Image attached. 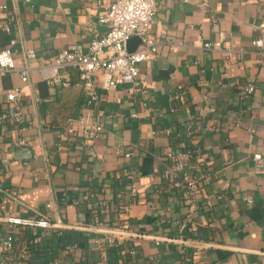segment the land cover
<instances>
[{"label": "crops", "instance_id": "crops-1", "mask_svg": "<svg viewBox=\"0 0 264 264\" xmlns=\"http://www.w3.org/2000/svg\"><path fill=\"white\" fill-rule=\"evenodd\" d=\"M113 1L0 0L6 6L0 24L13 18L9 32L0 27V51L10 48L17 68L25 51L37 55L27 84L17 71L0 73V114L12 88L21 89L22 106L21 122H0V264L18 261L23 245V264H125L128 246L140 264H264V54L251 44L264 29V0H156L150 33L170 44L139 64L134 82L98 90L93 120L103 131L85 137L77 123L83 101L78 71L68 67L61 84L49 86L42 64L102 37L107 28L99 16ZM214 42L221 48H203ZM247 84L254 92L241 101L238 88ZM69 126L77 129L72 136ZM186 144L199 150L210 173L194 199L163 177L166 153ZM256 153L261 164L253 160ZM188 172L195 176L194 161ZM87 190L108 203L98 213L100 229L122 221L115 211L122 202L130 206L126 219L134 233L167 240L115 236L117 246L109 247L110 234L6 221L44 218L94 228L97 210L89 216L79 201ZM8 235L14 248L5 253ZM66 243L76 245L73 254H64Z\"/></svg>", "mask_w": 264, "mask_h": 264}, {"label": "built area", "instance_id": "built-area-1", "mask_svg": "<svg viewBox=\"0 0 264 264\" xmlns=\"http://www.w3.org/2000/svg\"><path fill=\"white\" fill-rule=\"evenodd\" d=\"M252 1V0H247ZM6 6L0 5V9L4 10ZM158 6L156 0H114L99 16V22L106 26L105 34L97 39H93L87 48L76 44L69 46L57 54L47 58L42 64L43 80L49 86L61 84L62 73L68 68H75L79 73L82 83L83 101L82 110L77 120L80 126V133L85 137H96L103 131L102 126L98 122H94V110L99 106L98 90H108L129 84L135 81L139 74V64L155 58L157 49L162 44H170V41L163 38H157L150 33V29L154 22ZM13 18L7 22L0 24V27L6 31H10V23ZM132 37L139 39V44L133 52L127 51V42ZM11 45L14 41L10 42ZM252 46L264 54V29L261 34L251 42ZM221 42L204 43V49H220ZM37 55L33 50L25 51L23 54L24 62L20 67L15 66L14 57L10 48L0 51V73L7 74L12 71L19 73L20 80L23 84L29 82L31 66L29 62L36 59ZM254 92V86L247 84L238 88V99L244 101ZM21 89L18 87L10 89L6 94L8 108L6 112L0 114V122L6 119H13L15 122L22 121L21 106ZM35 102L39 103L40 98H35ZM246 112V107L243 108ZM77 129L69 126L66 130L68 136L75 134ZM189 134V133H188ZM64 131L59 135V141L64 140ZM18 146H23V141L17 142ZM58 149L61 145H57ZM125 158L132 155L130 151L121 152ZM194 159L195 176L190 177L188 168ZM166 167L163 173L164 181L169 188L180 189L186 199H194L201 184L210 182V173L201 167V155L198 149L193 147L191 150H182L180 148H171L166 153ZM253 160L258 164L262 162V156L259 153L253 155ZM134 188V184H131ZM1 189V186H0ZM79 201L89 208L99 209L105 207V203L98 199V192L87 190L81 194ZM251 202V198H247ZM209 204V203H208ZM50 207V205H47ZM129 205L120 202L116 211L122 220L115 222L117 228H111L117 232L131 233L130 224L127 222L126 216L129 213ZM40 223H47L45 227H54L52 224L41 218L37 220ZM102 219L98 213L94 212L93 227L100 228ZM56 224L62 225L60 221ZM57 228V227H56ZM115 236L107 235L105 243L109 247L117 246ZM2 248L5 253H9L14 248V238L8 235L3 241ZM76 245L66 243L63 247L64 254H73ZM26 246L19 248V260L11 264H23L27 259ZM138 252L134 247H127V257L130 259L129 264H140L137 257ZM2 264V263H1ZM47 264H62L56 259L51 260ZM125 264L126 263L125 261Z\"/></svg>", "mask_w": 264, "mask_h": 264}, {"label": "water", "instance_id": "water-1", "mask_svg": "<svg viewBox=\"0 0 264 264\" xmlns=\"http://www.w3.org/2000/svg\"><path fill=\"white\" fill-rule=\"evenodd\" d=\"M138 44H139V39L137 37L130 38V40L127 42V51L130 53L133 52L137 48ZM26 153H28L27 150L18 151L19 155H25ZM85 217L87 218V216H85ZM3 220H6V219H3ZM6 221L14 222V223H21V224L40 225V226H47L48 225L47 223H40L37 221H24V220H13V219H8ZM52 226L57 227V228L78 229V230L92 231V232H97V233H106V234L119 235V236L146 237V238H150V239L163 240V241L167 240V239H163V238L143 236V235H139L137 233H134V234L123 233V232H117L114 230H107V229H100V228L72 227V226H68V225H59V224H55ZM175 241L180 242V243L189 244V245H199V246H204V247H216V248L221 247V246H216V245L197 243V242H188V241H182V240H175Z\"/></svg>", "mask_w": 264, "mask_h": 264}, {"label": "trees", "instance_id": "trees-1", "mask_svg": "<svg viewBox=\"0 0 264 264\" xmlns=\"http://www.w3.org/2000/svg\"><path fill=\"white\" fill-rule=\"evenodd\" d=\"M182 150H191V149H193V147H192V145H189V144H186L183 148H181ZM192 161H194V159H192ZM120 203V202H119ZM119 203H117V204H115V211H116V207H117V205L119 204ZM105 208H108V203L105 205ZM93 209L92 208H86V210H84V213H87L89 216H92V213H93V211H92ZM97 210V212L96 213H102L103 212V210H102V208H97L96 209ZM117 213V212H116ZM117 225L118 224H115V223H113V225L112 226H110L111 228H117ZM56 230H59V229H56ZM122 258V260H126V263H130V259L125 255V256H123V257H121ZM116 260V259H115ZM118 260V259H117ZM190 262V260H183V262H182V264H190L189 263Z\"/></svg>", "mask_w": 264, "mask_h": 264}]
</instances>
